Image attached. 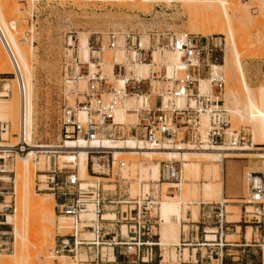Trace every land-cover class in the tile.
I'll use <instances>...</instances> for the list:
<instances>
[{
	"label": "built area",
	"instance_id": "built-area-1",
	"mask_svg": "<svg viewBox=\"0 0 264 264\" xmlns=\"http://www.w3.org/2000/svg\"><path fill=\"white\" fill-rule=\"evenodd\" d=\"M124 39L127 61H115L114 64L115 76L117 80L123 79V86L114 84L101 67L92 71L89 65L84 74L81 68L74 74L67 70V85L71 81L78 85L80 79H85L87 88L75 91V104L64 102L59 116V148L46 152L37 150L32 156L33 161L39 163L43 153L48 155L47 189L53 191L56 213L70 218V230L56 235L54 252L84 262H107L113 257L114 261L146 263L160 260L162 257V219L158 213L162 195L159 190L146 191L143 184L139 193L132 196L126 189L128 181L122 171L124 160H120L118 169L114 171V156L110 161L109 155H103L109 154L107 148H90V162L93 155L105 159L103 166L107 168L106 174L110 176L107 178L111 179V183L114 182L109 186H115L114 188H105L99 180L83 183L78 170L69 168L68 163L71 161L65 160L67 162L62 166L54 161L52 167L56 154L70 152L63 146L68 139L82 138L89 142L105 137L119 138L117 134L121 132L124 124L115 121V111L126 98L132 95L144 97L137 108L138 121L132 136L148 146L163 147L178 141L195 147L244 148L252 145L248 131L232 128L228 111L224 108L226 76L216 64H220L218 56L226 46L225 36H204L189 31L172 34L166 30H158L149 33V44L146 46L143 44L142 34L130 30L125 33ZM110 46H119L116 32L110 34ZM156 51L163 56L167 51L179 54V59L173 65L172 75H168L166 64H162L161 69L153 72L150 77L127 76V63L153 62ZM98 66L101 65L97 61ZM204 68L208 69L206 76L202 75ZM153 79L158 81L157 91L154 90ZM202 79L209 81L210 90L201 89ZM18 88L23 105L19 130L14 134L17 140L5 142L8 143L7 146H0V252L14 250L15 242L13 225L8 221V216L14 214L17 209L14 188L16 173L8 168V165L19 155L30 154L35 143V137L31 140L27 137L26 87L21 74ZM180 101L183 103L180 104ZM81 112L85 114L83 119L80 117ZM204 115L208 117L207 123L203 120ZM9 130V122L0 121V143L5 141L3 134ZM176 162L164 161L162 178L181 179V169L176 166ZM6 173L10 174L8 178L4 177ZM245 179L247 193L243 199L244 215L250 217L253 213L259 217L256 221L245 218L246 221L255 223L258 231L264 224V169L246 171ZM9 182H13V186L5 185ZM87 204H94L95 216L83 215ZM210 204L211 206H207ZM203 205V241L198 237L193 243L190 238L182 237L179 244L171 245L181 247L196 244L201 246L202 259L223 262L226 256L225 248L231 245L225 240V231L229 229L230 222L225 218L224 203L210 202ZM110 212L114 215L107 216ZM214 218L216 224L212 226L210 219ZM213 229L218 238L209 243L206 236ZM182 233L185 234L184 228ZM179 254L182 257L184 252L181 250Z\"/></svg>",
	"mask_w": 264,
	"mask_h": 264
},
{
	"label": "rangeland",
	"instance_id": "rangeland-1",
	"mask_svg": "<svg viewBox=\"0 0 264 264\" xmlns=\"http://www.w3.org/2000/svg\"><path fill=\"white\" fill-rule=\"evenodd\" d=\"M0 6L2 8V13L7 18L9 28L16 33L23 51L28 52L26 53L28 55L26 63L29 65L28 67H30L29 71L31 70L30 74L33 84L34 137L35 144L37 145L57 146V144L60 143L61 126L59 116L64 107V102L72 105L75 104V91H83L87 88V81L85 79L79 80V86L75 85L73 81L67 85V78L65 75L67 70L69 73L74 74L78 66H80L81 72L84 74L89 67V64L84 62L85 57L83 52L79 49L81 33H85L89 37L90 56L92 60L94 62L102 61V65L97 68L101 67L103 72L109 76L114 84L117 83L116 80L114 77H110L113 76L114 62L120 59L118 50L122 48L123 50L125 49L124 36L125 33L130 30L140 32L146 46L149 44V33L158 30H166V32L172 34L181 31L202 33L207 36L222 34L223 37H226V46L224 50L220 52L221 54L219 53L218 62L224 64L225 57L230 55V43L234 41L239 51L246 57L243 60V66L250 87L256 89L259 85L264 83V0H0ZM112 32H116L118 36L119 47L115 50H112L113 48L110 46V34ZM0 43V48H2V53L0 51V54L3 56L4 64L6 63L5 66H3L4 64L2 65L3 67L0 66V95H7L0 96V99L3 100H0V108L2 109L0 113H4L0 115V117H7L6 120L0 121H6L10 124L8 133H6V135H4L5 133L3 134L5 141L1 143L15 142L17 139L14 134L19 130V106L21 105V96L15 72L18 75L19 72L15 63L11 60L12 58L3 43L1 35ZM170 53L171 52H167L165 57H163L159 52H155L154 57L156 63L148 64L150 62H145L147 65H151L147 67L146 71L143 70L144 68H142V65H137L133 70L137 73L141 72L143 74L141 76L147 77L152 71H159L162 64L167 63L166 61H168V55ZM166 65H168V63ZM5 69H13V72H2V70ZM222 70L226 76L225 93L227 94L230 92V86L233 84L230 82V71L224 68H222ZM129 73H131V71ZM132 74H134L133 71ZM207 74L208 69L204 68L202 70V75L206 76ZM153 84L154 90L157 91V79L153 80ZM235 90L236 97L240 100L239 104L243 107L246 103L245 95L241 90ZM131 99L132 98H130V101H132ZM133 99H135L133 102L136 104V98ZM133 102V105L131 104V108L127 111L126 122L122 125L121 132L117 134V137H119L118 139L135 138L132 135L135 133L134 126L138 121V116L133 112L135 105ZM156 102H158V100ZM228 115L232 128H242L250 133L252 139V145L250 146H254L255 137H257L254 129L244 123L235 122L230 111H228ZM115 121L117 120L115 119ZM180 144L182 145L183 143ZM257 146L261 145L257 144ZM60 155H62V153H58L53 157L52 167H54V161L60 166H62L64 162H67L65 159L60 158ZM103 155H109L108 157L110 161H112L113 153L111 151H109V154ZM135 156L133 154H122L118 157L119 160H124L125 163L127 162L122 167V171L128 181L126 189L132 196L139 193L141 185L150 184L151 187L145 185L146 191L151 189V191L158 192L159 190V193L162 195L163 203L167 200L166 195H173L181 202L184 209L189 206L191 213L195 211L198 212V220L203 221L200 210L204 205L203 203L200 204V202L202 200H206L207 202H223V197L219 194L220 190L223 188L224 198L228 200L227 202H223L225 218L230 221V230L225 231V237L226 233H229L230 236H227V239L230 243H237L236 241L242 243V240H239L240 235L235 233V224H239L242 225V228H238V230L247 233V240L249 243L260 244L258 246L247 245L241 247L230 245V259L223 262L216 260L211 261L206 258L202 262L200 257L201 246H197L196 244L181 247L172 245L164 246L162 254L164 252L170 253V261H168L167 264H264V224L257 231L255 223L246 221L248 218L255 221L258 217H251L253 215L245 217L243 204L244 196L247 193L245 173L248 170L264 169V158L257 156L227 157L223 163L219 176L215 177L210 172V164L205 156H198V158L195 157L187 161L189 163L190 161H199L200 163L199 175L195 174L191 178H185L187 174L186 169L183 167V163L178 161L176 162V166L183 170L182 177L184 180L182 178L178 180L162 178L161 171L162 168H164V161H160L161 181L164 183L165 181L180 182L182 185L181 188L178 189L167 187L165 184H161L162 182L160 180L154 182L145 181V178L141 179L142 166L148 164L149 158L147 159L148 156L145 157V155H140L139 158H143V160L137 161L138 157L135 158ZM18 157L8 165V168L13 169L16 173L15 194L17 209L14 214H9L12 217L10 222L13 225L15 234L14 250L0 252V258L4 256L6 257L4 259L11 258L12 255H15L19 245L16 234L18 226L16 217L17 210L21 209V207H19V191H22L23 188L20 182L21 178L18 177L19 170L17 169V165L18 161H21ZM135 159L138 167H130L128 163L135 161ZM104 160L105 159L102 158L99 159L101 163H103ZM32 161V169L34 170L32 184L34 192L36 193L34 197L37 196L36 198L39 199L45 198V193H52L53 191L50 189H41L43 186L40 188V185H44L43 182L48 178L45 179L39 175L48 174L46 170H37V166ZM119 162H115L114 171L118 169ZM68 164L69 168L78 170L73 162H69ZM43 166L47 168L48 163L45 162L44 165L41 164V168H43ZM93 166L94 161H89V173L93 176L100 177V179L95 177L85 178V180H89V182L99 180L102 185H105V188H114L115 186H109V184H113L114 182L111 183V179L107 178L110 177L106 174L107 168L103 166L104 173L100 174V170V173L96 174ZM5 175L9 177L10 174L6 173ZM13 179L14 173H12V180ZM112 180H114V178H112ZM39 181H41V183ZM207 183H213L215 185L216 191L213 195H205L204 187ZM11 184L13 186V182H9L5 185L11 186ZM195 185L198 187L197 195L190 192V189ZM55 203L56 201L53 195L54 212ZM207 206H211V204ZM124 208H126V206H124ZM34 211L35 210H28V213L21 214L24 220L25 218H30L25 220L27 222L25 223V237L28 238L26 239V247L29 249H26V253L30 255V257L37 255L41 264H48V259L40 255L42 251L47 252L48 248L44 242H40L41 235L38 234L37 230L40 227L36 225L38 223V219H36L38 217H36V215L38 214ZM159 211L160 209L158 212ZM190 211L185 212V216L183 217L185 220L183 223L189 225L185 227V229L189 230L192 227L190 224L204 225L198 222V220H194V217L190 215ZM34 213H36V215ZM237 219H239V221H235ZM192 220L195 222L193 221L194 223H192ZM58 221L59 219L56 217L55 227L53 226V228L48 230L54 234L52 248L55 246L56 235L59 232H67L70 230V227H65L60 230L59 228H61V226L59 227ZM210 221L212 226L216 224V218L210 219ZM231 221L237 223H232ZM164 226V236L168 239H175L178 235L176 223H166ZM40 231L42 233L41 228ZM202 236L203 233L200 232L199 238L201 241H203L201 238ZM255 239L257 240L255 241ZM190 240H192L193 243L196 241L191 238ZM245 242L246 241L243 239V243ZM195 248H197V250H195ZM243 248H245L244 251ZM181 250L184 252L182 257H180L179 254ZM203 250L205 249L203 248ZM173 256L174 259L172 258L171 260ZM195 256H197V258ZM64 259L67 262L73 261L79 264H101L76 261L71 257L67 259L64 257ZM161 260L162 257L160 260L146 263H160ZM117 262L122 264H145L143 262L131 261ZM105 263L106 262H104V264ZM13 264H21V262L14 261Z\"/></svg>",
	"mask_w": 264,
	"mask_h": 264
},
{
	"label": "bare ground",
	"instance_id": "bare-ground-1",
	"mask_svg": "<svg viewBox=\"0 0 264 264\" xmlns=\"http://www.w3.org/2000/svg\"><path fill=\"white\" fill-rule=\"evenodd\" d=\"M232 32V31H231ZM204 36H207L202 33H198ZM0 35L3 40V43L5 47L7 48L9 55L11 56V60L15 63L19 75L17 74V81L20 78V74L23 77L25 87H26V108H27V137L31 140L34 137V102H33V84L31 80V74H30V67L27 65V54L28 52H24L22 47L20 46L19 39L16 35L15 32H13L8 25L7 18L5 15L2 13V8L0 6ZM233 35V33H232ZM234 38V35H233ZM233 40V39H232ZM144 44V42H143ZM1 45V43H0ZM79 49L84 54V59L86 63L90 65V68L92 71L96 70L97 68V62H94L92 60V57L90 56V44H89V37L85 33H81L80 36V42H79ZM2 47V46H1ZM119 47V46H118ZM117 47V48H118ZM117 48H113L112 50H115ZM2 48H0L1 51ZM30 51V50H29ZM230 55H227L224 60V64H216L218 65L221 69L224 68L227 71H230V82H232V86H230V92L229 93H224V108L227 111H230L232 114V117L234 118V121L239 123H244L246 125L251 126L254 131L255 135V145L250 146V147H244V148H232V147H223V146H202V147H195L191 144H184L185 142L178 141L175 143H168L163 147H153V146H148L144 144L143 142L140 141L139 138H128V139H118V138H102L101 140H91L89 142H85L82 138L79 139H68L65 144L63 145L66 150H69V153H62L60 155V158H63L67 161L74 162V165L78 168V172L80 175V178L83 180V183H91L89 180H85V178H99L98 176H93L89 173V161L91 160V155L89 153L91 147L95 146H103L104 148H107L109 151L113 153L114 156V161L119 162V156L122 154H133L135 158L138 157V160H143L139 158L140 155H145L148 156V164H144L142 166L141 170V179H144L145 181H159L160 180V161H171V162H182L183 167L186 169V177L185 178H191L195 174L199 175L200 173V163L199 161H190L187 162L188 160H191L192 158H198V156H205V158L208 160V163L210 164V172L215 176L218 177L220 174V171L222 170L223 163L225 162V159L227 157H232V156H257L260 158H264V83L259 85L256 89H253L250 87L248 80H247V75L243 66V60L246 58L245 55L241 51H239L236 43L232 41L230 43ZM120 59L116 60L119 62L127 61V51L123 48L118 50ZM157 52V51H156ZM170 52V51H167ZM166 52V53H167ZM2 53V51H1ZM155 53V52H154ZM165 53V55H166ZM163 56V55H162ZM3 56L0 54V66L4 64L3 61ZM165 57V56H163ZM5 58V57H4ZM10 58V57H9ZM179 59V54L171 52L168 55V63L167 71L168 75L173 74V65L174 63ZM10 60V59H9ZM103 60V59H102ZM6 62V61H5ZM100 61V65H102ZM155 62V57L153 62H150L148 64H154ZM21 63V65H20ZM156 63V62H155ZM166 63V64H167ZM115 64V62H114ZM128 64V77L130 76H137V77H146V76H141L143 75L141 72L137 73L135 70H133L137 65H142L143 70L146 71L148 66L145 62H136V63H127ZM6 63L3 65L5 66ZM2 66V67H3ZM9 66V65H8ZM11 66V64H10ZM19 66V68H18ZM5 68V67H4ZM80 66L77 67V70H79ZM93 68V69H92ZM131 71V73H129ZM132 71L134 74H132ZM2 72L7 73V72H13V69H5L2 70ZM155 71H152L150 75L147 77L152 76V73ZM105 74V72H104ZM130 75V76H129ZM114 79L116 80V84L123 86V79L117 80L118 78L115 76V72L113 71V76ZM154 80V79H153ZM72 83V81L70 82ZM8 87V85H7ZM210 83L207 79H202L201 80V89L203 91L210 90ZM241 90L244 95H245V100L246 103L243 107L239 104V98L236 97V90L235 89ZM228 92V91H227ZM226 94V95H225ZM0 96H7L5 94H1ZM130 98H132L130 101ZM136 98L137 103L135 104L133 101ZM82 99V97H81ZM1 100V99H0ZM129 100V101H128ZM144 100V97L142 96H137V95H132L126 98L116 109L115 111V119L119 122L124 124L126 122V115L127 111L131 108L132 102L135 104L134 105V110L133 112L135 113L136 116H138L137 108L141 105L142 101ZM3 101V100H1ZM129 102V103H127ZM22 103V99H21ZM183 102L180 101V104ZM23 105V103L21 104ZM21 105L19 106V121H20V115H21ZM133 105V104H132ZM133 107V106H132ZM240 107V108H239ZM2 109L0 108V112ZM132 113V112H131ZM4 113H0V115H3ZM80 117L83 119L85 118V114L83 112L80 113ZM7 118V117H6ZM4 117H0V120H6ZM204 121L207 123L208 117L207 115H204ZM137 119V118H136ZM233 122V121H232ZM6 135V133L4 134ZM180 143H183L182 145ZM180 144V145H177ZM261 145V146H257ZM263 144V145H262ZM8 144L6 143H0V146H7ZM33 149L32 152L28 155H19L18 158L22 161H18L17 169L19 170L18 177L21 178L20 182L22 185L23 190L19 191V200H20V206L21 209L17 210V217L16 221L18 223L16 234L17 238L19 240V245H18V250L15 255H12L11 258L4 259L6 257L3 256V258H0V264H13L14 261H20L21 264H41L38 256L30 257L26 253V238L25 233H26V224L27 223L25 220L27 218H24L21 216V214L26 213L28 210H35L36 213V219H38V223L36 224L39 226L42 230V233L40 231V228L38 230V234L41 235L40 237V242H44L46 247L48 248L47 252L42 251L40 255H43L45 258L48 259V264H79L75 263L73 261L67 262L64 257L67 259L68 255H58L53 251V239H54V234L53 232L48 231L50 228L55 227V219L56 217L59 219V228L60 230L68 227L69 228V221L70 218L66 216H60L57 213L54 212L53 210V192L52 193H45V198H36L34 195L36 194L33 189V184H32V179L34 176V170L32 169V164L31 161L32 156L37 150H40V152H46V151H54L56 148H59V145L57 146L54 145H37L33 144L32 145ZM45 156V157H44ZM156 156V157H155ZM134 158V157H132ZM146 159V158H145ZM119 160V161H118ZM93 161H94V172L96 174L104 173L103 170V163L99 161V157L96 155H93ZM36 166L37 170H47V168H41V164L44 165L45 162H49L48 155L43 153L40 157L39 163H36L35 161H32ZM152 162V163H151ZM120 163V162H119ZM127 163V162H126ZM125 163V164H126ZM64 164V163H63ZM130 167H138V164L135 161H131V163H128ZM34 165V166H35ZM182 172L181 170V178L182 177ZM162 174V171H161ZM42 178H49V175L45 174H40L39 175ZM5 178H8L7 175H4ZM143 177V178H142ZM48 180V179H47ZM46 180V181H47ZM143 180V181H144ZM184 180V179H183ZM44 181V180H43ZM46 181L43 182L44 185L41 189H47V184ZM15 183H16V176L14 179V188H15ZM41 183V181H40ZM185 183V182H184ZM167 187H173V188H181V183L180 182H175V181H167L164 183ZM187 184V183H186ZM149 185V184H146ZM188 185V184H187ZM205 195L210 196L213 195L216 191V187L213 183H207L205 184ZM150 191V190H149ZM190 192L192 194H196L198 192V187L195 185L190 189ZM163 194V193H162ZM219 194L222 195L223 197V202H227L228 200L224 198L223 195V188L220 190ZM164 195V194H163ZM42 196V195H41ZM166 202L162 203L161 202V215L162 218L166 223H176V228L178 231V235L176 236L175 239L173 238H166L162 232L164 226V221L161 220V228H160V234H161V242L164 246L166 245H177L180 243V238H181V233L183 228L187 227L188 225L185 226V224L182 223V216L184 212H188L189 206L184 209L182 206L181 202L177 200V197L173 195H166ZM215 202V201H213ZM222 202V201H221ZM200 203H210V202H205L201 201ZM95 206L94 204H87L86 205V210L84 212V216L88 217H93L95 216ZM34 211V212H35ZM28 213V212H27ZM191 213V211H190ZM33 214V215H34ZM107 216H113L114 214L112 212L107 213ZM191 216L194 217V220H198V212H192L190 214ZM257 216L253 213L250 214V216ZM31 216V215H30ZM29 216V217H30ZM34 217V216H33ZM258 217V216H257ZM256 217V218H257ZM11 215L8 216V221H11ZM30 219V218H28ZM27 219V220H28ZM259 219V217H258ZM257 219V220H258ZM239 221V219L235 220ZM253 221V220H251ZM256 221V220H255ZM22 222V223H21ZM31 222V221H30ZM35 222V220H34ZM22 225V226H20ZM30 227V226H29ZM252 227V226H249ZM239 228V227H238ZM59 230V231H60ZM66 230V229H65ZM188 229H185V233H187ZM37 232V231H36ZM215 230H210L209 233L207 234L206 238L209 241V243H212L218 236L213 233ZM64 233V232H61ZM215 234V235H214ZM218 240V239H217ZM44 245V247H45ZM186 249V248H185ZM29 250V249H28ZM264 251V249H263ZM30 254V253H29ZM170 254V253H169ZM168 252H164L162 254V260L160 263H145V264H167L168 261H170V255ZM264 256V252H263ZM2 257V256H1ZM72 258V257H71ZM174 259V256L171 257ZM31 260V261H30ZM75 260V259H74ZM33 261V262H32ZM76 261H81V260H76ZM32 262V263H31ZM84 262V261H81ZM93 263H103L104 262H93ZM105 264H122L117 261H114L113 257L107 261Z\"/></svg>",
	"mask_w": 264,
	"mask_h": 264
},
{
	"label": "crops",
	"instance_id": "crops-1",
	"mask_svg": "<svg viewBox=\"0 0 264 264\" xmlns=\"http://www.w3.org/2000/svg\"><path fill=\"white\" fill-rule=\"evenodd\" d=\"M116 122H119V121H116ZM161 176H162V174H161ZM160 181H161V177H160ZM155 182V181H154ZM158 182V181H157ZM162 182V181H161ZM166 182V181H165ZM161 184H164V182H162ZM145 185L146 184H144V187H145ZM149 187H151V185L149 184ZM146 190V189H145ZM201 196H202V194H201ZM202 201H205V202H207L206 200H202ZM162 203H163V201H162ZM200 204H202V203H200ZM160 210H161V207L159 208ZM158 209V210H159ZM202 209H203V207H201V210H200V215L202 214L203 215V211H202ZM159 214H160V216H161V218H162V215H161V211H159L158 212ZM185 216V212L183 213V216H182V223L185 221L184 220V217ZM163 220V219H162ZM202 220H203V216H202ZM164 221V220H163ZM187 221V220H186ZM194 220H192V223H194L193 222ZM241 221V220H240ZM198 222H200V223H203V221H201V220H198ZM230 222V221H229ZM232 223H237V222H235V221H231ZM164 223H165V221H164ZM166 224V223H165ZM184 224V223H183ZM186 225H188L187 223L185 224V226ZM189 226V225H188ZM190 226H192L189 230H188V232L187 233H185L184 235H183V233H181V238L183 237H185V239L186 238H192V239H196V238H198V237H200V232H201V228L203 227V225H200V224H190ZM238 227L239 228H242V225H239V224H235V230H236V234H239L240 235V241L242 242V243H239L238 241H236L237 243H230L232 246L234 245V246H238V247H241V246H258V245H260L259 243H249V241L247 240V233H243V231L241 232V230H238ZM184 230H185V228H184ZM228 230H230V224H229V229ZM164 231V228H163V230H162V232ZM240 231V232H239ZM164 234V233H163ZM227 234H229V233H226V239L225 240H227L228 241V239H227V236H230V234L229 235H227ZM246 234V235H245ZM259 238V237H258ZM243 239L246 241L245 243H243ZM257 239H255V241H256ZM230 242V241H229ZM195 250H197V248H195ZM245 250V248H243V251ZM225 253H226V256H225V258H224V261L225 260H229L230 259V246H227L226 248H225ZM196 258H197V256H195ZM203 260L204 259H202L201 258V261L203 262ZM199 261V260H198ZM214 261V260H213Z\"/></svg>",
	"mask_w": 264,
	"mask_h": 264
},
{
	"label": "trees",
	"instance_id": "trees-1",
	"mask_svg": "<svg viewBox=\"0 0 264 264\" xmlns=\"http://www.w3.org/2000/svg\"><path fill=\"white\" fill-rule=\"evenodd\" d=\"M120 261H124V260H120Z\"/></svg>",
	"mask_w": 264,
	"mask_h": 264
}]
</instances>
